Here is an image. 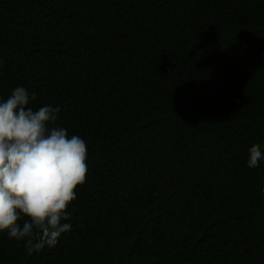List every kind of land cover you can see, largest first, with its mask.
Wrapping results in <instances>:
<instances>
[{
	"label": "trees",
	"instance_id": "1",
	"mask_svg": "<svg viewBox=\"0 0 264 264\" xmlns=\"http://www.w3.org/2000/svg\"><path fill=\"white\" fill-rule=\"evenodd\" d=\"M16 87L88 172L57 246L0 232V264H264V0H0Z\"/></svg>",
	"mask_w": 264,
	"mask_h": 264
},
{
	"label": "clouds",
	"instance_id": "2",
	"mask_svg": "<svg viewBox=\"0 0 264 264\" xmlns=\"http://www.w3.org/2000/svg\"><path fill=\"white\" fill-rule=\"evenodd\" d=\"M35 99V92L16 87L0 101V232L16 241L27 238L29 254L56 247L71 230L64 222L70 220L67 209L88 172L85 141L50 126L60 109L34 110L29 105ZM261 160L264 153L253 144L248 167H258Z\"/></svg>",
	"mask_w": 264,
	"mask_h": 264
}]
</instances>
